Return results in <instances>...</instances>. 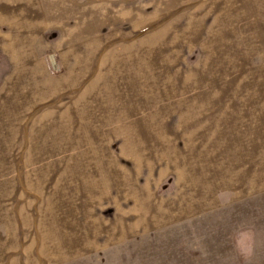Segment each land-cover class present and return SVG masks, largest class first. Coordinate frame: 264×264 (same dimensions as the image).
<instances>
[{"label": "rangeland", "instance_id": "rangeland-1", "mask_svg": "<svg viewBox=\"0 0 264 264\" xmlns=\"http://www.w3.org/2000/svg\"><path fill=\"white\" fill-rule=\"evenodd\" d=\"M0 264H264V0H0Z\"/></svg>", "mask_w": 264, "mask_h": 264}, {"label": "crops", "instance_id": "crops-1", "mask_svg": "<svg viewBox=\"0 0 264 264\" xmlns=\"http://www.w3.org/2000/svg\"><path fill=\"white\" fill-rule=\"evenodd\" d=\"M185 209H186V207L181 206L180 209H178V210L183 211V213H184V212H188V210H185Z\"/></svg>", "mask_w": 264, "mask_h": 264}, {"label": "bare ground", "instance_id": "bare-ground-1", "mask_svg": "<svg viewBox=\"0 0 264 264\" xmlns=\"http://www.w3.org/2000/svg\"><path fill=\"white\" fill-rule=\"evenodd\" d=\"M96 137V136H95ZM97 138V137H96Z\"/></svg>", "mask_w": 264, "mask_h": 264}]
</instances>
